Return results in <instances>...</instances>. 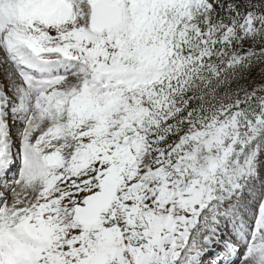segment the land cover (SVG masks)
Returning a JSON list of instances; mask_svg holds the SVG:
<instances>
[{
	"label": "snow or ice",
	"instance_id": "obj_1",
	"mask_svg": "<svg viewBox=\"0 0 264 264\" xmlns=\"http://www.w3.org/2000/svg\"><path fill=\"white\" fill-rule=\"evenodd\" d=\"M254 66L264 0H0V264H264Z\"/></svg>",
	"mask_w": 264,
	"mask_h": 264
},
{
	"label": "trees",
	"instance_id": "obj_2",
	"mask_svg": "<svg viewBox=\"0 0 264 264\" xmlns=\"http://www.w3.org/2000/svg\"><path fill=\"white\" fill-rule=\"evenodd\" d=\"M245 47H247V45H245ZM262 68H264V66H254L247 74V79L242 81V83L251 89L254 85H256V81L259 80Z\"/></svg>",
	"mask_w": 264,
	"mask_h": 264
},
{
	"label": "rangeland",
	"instance_id": "obj_3",
	"mask_svg": "<svg viewBox=\"0 0 264 264\" xmlns=\"http://www.w3.org/2000/svg\"><path fill=\"white\" fill-rule=\"evenodd\" d=\"M262 83H264V81H262L261 78H259V80L256 81V85H260V84H262ZM14 175H15V169H14L12 172L9 173V176H10V177H11V176H14Z\"/></svg>",
	"mask_w": 264,
	"mask_h": 264
}]
</instances>
